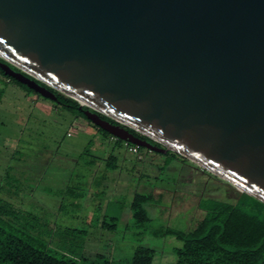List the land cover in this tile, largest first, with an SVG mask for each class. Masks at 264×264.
I'll use <instances>...</instances> for the list:
<instances>
[{"label": "water", "instance_id": "water-1", "mask_svg": "<svg viewBox=\"0 0 264 264\" xmlns=\"http://www.w3.org/2000/svg\"><path fill=\"white\" fill-rule=\"evenodd\" d=\"M0 69L264 203V0H0Z\"/></svg>", "mask_w": 264, "mask_h": 264}, {"label": "rangeland", "instance_id": "rangeland-1", "mask_svg": "<svg viewBox=\"0 0 264 264\" xmlns=\"http://www.w3.org/2000/svg\"><path fill=\"white\" fill-rule=\"evenodd\" d=\"M164 161L145 148L129 152L83 116L0 75V198L54 249L75 257L107 252L113 264H128L147 245L156 250L152 264H174L182 242L171 231L195 227L204 216L200 198L234 201L240 191L180 162L162 170ZM136 192L151 194L140 224L129 208Z\"/></svg>", "mask_w": 264, "mask_h": 264}, {"label": "trees", "instance_id": "trees-1", "mask_svg": "<svg viewBox=\"0 0 264 264\" xmlns=\"http://www.w3.org/2000/svg\"><path fill=\"white\" fill-rule=\"evenodd\" d=\"M0 75L8 83L40 96L26 85L5 75L1 69ZM55 93L58 98V101H52L55 106L87 119L75 99L57 91ZM83 108L87 107L83 106ZM101 117L116 123L104 115ZM94 126L104 135L114 137L98 126ZM129 130L151 141L134 130ZM116 140L125 142L127 147L134 145L118 138ZM141 148L138 147V151ZM157 154L165 157L162 170L168 165L180 162L191 168L199 178L207 176L223 183L218 177L207 174V171L203 169L199 171L196 167H191L186 158L173 151ZM150 197L149 193H134L129 208L135 223L147 221L146 203ZM198 208L204 212V216L195 227L186 232L171 231L182 242L180 247L174 249L176 257L174 264H264V203L262 201L245 192H240L234 201L202 197L198 202ZM20 219L19 212L10 203L0 198V264H113L107 252L97 253L93 257H75L54 249L43 237L34 234L21 224ZM111 219L114 220V217ZM106 221V219L102 221L103 229L107 225ZM78 231L86 233V230ZM155 253L154 248L140 245L135 248L128 264H152Z\"/></svg>", "mask_w": 264, "mask_h": 264}, {"label": "built area", "instance_id": "built-area-1", "mask_svg": "<svg viewBox=\"0 0 264 264\" xmlns=\"http://www.w3.org/2000/svg\"><path fill=\"white\" fill-rule=\"evenodd\" d=\"M128 151L131 153H137L138 152V146L136 145H128Z\"/></svg>", "mask_w": 264, "mask_h": 264}, {"label": "crops", "instance_id": "crops-1", "mask_svg": "<svg viewBox=\"0 0 264 264\" xmlns=\"http://www.w3.org/2000/svg\"><path fill=\"white\" fill-rule=\"evenodd\" d=\"M199 202V201H198Z\"/></svg>", "mask_w": 264, "mask_h": 264}]
</instances>
